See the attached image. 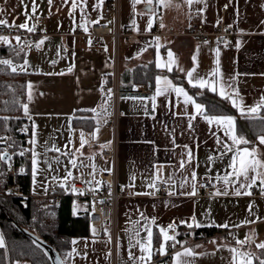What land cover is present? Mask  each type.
<instances>
[{
	"label": "crops",
	"instance_id": "crops-1",
	"mask_svg": "<svg viewBox=\"0 0 264 264\" xmlns=\"http://www.w3.org/2000/svg\"><path fill=\"white\" fill-rule=\"evenodd\" d=\"M165 3L166 6L152 0L148 5L140 0L133 7L132 0H121L118 23L113 17L107 21L111 27L118 25L122 33L131 35L121 37L119 43L113 35H103L96 45L89 33L92 25L101 20L103 3L97 6L98 0H75V7L73 0H52L51 4L49 0H0V18L13 25L0 26L13 30L0 34L8 38V43L0 40V59H10L13 66L28 61L26 71L18 68L16 72L25 79L23 105H28L25 116L31 125L26 146L30 165L32 151H38L43 160L49 159L50 169L55 168L56 178L60 179L42 189L36 186L32 173L31 193L44 195L50 187L68 192L75 180H97L101 172L111 170L112 160L104 159L102 152L113 144V122L118 115V181L124 195L118 203L114 225H91L90 235L73 237L63 258L65 264H148L164 242L160 228L172 236L168 226L173 223L177 226L176 239L184 243L183 247L177 244L172 259L185 248L194 250L193 256L184 258L191 264H230L234 256L230 248L264 258V250L257 248L264 242V194L260 187H252L251 195L243 194L245 189L237 195L238 185L216 180L217 175L223 177L226 171H231L228 168L231 153L214 162L209 160L219 157L222 151L217 138L231 143L223 127L210 125L197 115L193 105L184 104L182 95L178 97L174 92L157 95L156 82L157 76L168 77L172 85L182 86L196 102L202 103L208 114L233 116L235 133L255 144L258 153H264V145L257 139L264 133L254 134L250 130V121L255 119L245 118L239 107L218 94L224 81L233 84L238 94L234 98L240 107L251 108L264 101V0H203V3L194 0L191 5L187 0H165ZM191 13H201L208 28L220 20L232 26L237 31L234 44L202 42L187 34ZM39 17L43 18L41 30L25 38L22 32L27 30L17 26L27 23L36 27ZM17 36L19 41L15 39ZM169 50L173 53L171 72L164 67L169 62ZM158 63L162 67H157ZM193 68L194 75L209 80L215 73L217 91L189 85L186 72ZM115 86L120 89L116 98ZM144 86L150 91H140ZM160 86H164L163 80ZM224 90L232 92L226 85ZM189 115L195 116L191 127ZM258 115L264 117V109ZM81 132L87 141L83 148ZM245 146L251 148V144L240 145ZM189 150L194 159L182 169L180 161L187 160ZM70 159L75 160L76 167L69 163ZM68 171L72 175L65 179ZM192 171L196 172L197 181L209 177L217 181L220 194L216 195L215 190L200 196L189 195ZM186 177L188 183H184ZM159 180L169 185L168 192L162 193L155 186ZM250 204L255 215L249 214ZM81 208L82 203L77 202L74 212ZM193 216L200 227L190 229L181 223H191ZM257 217L260 219L256 223H242ZM224 224L229 227H218ZM145 225L152 232L150 260L147 252L137 245L138 240L147 245ZM207 227L232 230L233 239L224 234L214 243L197 241L195 232ZM253 232L254 242L237 243ZM0 236L4 240L0 248H5L7 241L1 226ZM129 251L134 257L143 255L144 261L129 259ZM240 260L237 255L236 264ZM252 264L259 262L253 259Z\"/></svg>",
	"mask_w": 264,
	"mask_h": 264
},
{
	"label": "trees",
	"instance_id": "trees-1",
	"mask_svg": "<svg viewBox=\"0 0 264 264\" xmlns=\"http://www.w3.org/2000/svg\"><path fill=\"white\" fill-rule=\"evenodd\" d=\"M25 79L22 73L12 72L11 68L0 65V154L6 149L16 151L8 160H0V172L10 166L12 157L20 166L17 180L23 191L31 193L32 171L26 146L31 134V125L23 110ZM26 130V134L22 133ZM252 133H264V124L259 119L250 121ZM7 136H11L6 140ZM23 152V155H21ZM13 184L12 177L0 178V226L5 234L7 246L0 248V264H52L46 251L24 234L18 225L28 228L45 239L64 258L75 236L91 233L88 219L89 202L74 199L71 191L60 192L62 198L43 197L25 202L20 197L10 195L8 187ZM81 202L83 208L74 212V206ZM220 231V230H219ZM203 232L216 233L215 227L198 229L194 238ZM184 238V237H183Z\"/></svg>",
	"mask_w": 264,
	"mask_h": 264
},
{
	"label": "snow or ice",
	"instance_id": "snow-or-ice-1",
	"mask_svg": "<svg viewBox=\"0 0 264 264\" xmlns=\"http://www.w3.org/2000/svg\"><path fill=\"white\" fill-rule=\"evenodd\" d=\"M140 0H132V4L133 7H135V4L139 3ZM145 2L148 5H151L152 0H145ZM158 2L160 4H165V0H158ZM187 2L191 5L194 0H187ZM196 3H203V0H195ZM52 3V0H49V4ZM103 3V0H98V4L97 6H99L100 4ZM75 0H73V7H75ZM148 11H151V7L148 8ZM33 12H35V8H33ZM27 16V14H26ZM0 17H2V10H0ZM98 23V21H97ZM0 26H8L11 27L13 25H9L7 19L5 18H0ZM17 27L21 28V29H26L29 32H32L35 30V26L29 27L27 23L25 24H21L18 25ZM161 27H163V25H161ZM149 28H151V20L149 21ZM87 30V29H85ZM15 39L17 41L20 40V37H15ZM158 39V38H157ZM0 40L4 41L5 43H8V38L7 37H0ZM40 44L43 43V41L39 42ZM89 43H91V41H89ZM36 47H39V44L36 45ZM19 53H17L18 55ZM168 57H169V62L168 64L164 65V67L167 68L168 72H171L173 70L172 68V63H173V53L169 50L168 52ZM193 60H196V57L193 56ZM53 63H55V61H53ZM0 65H5L11 68L12 72H16L17 69L19 68L20 71H26L27 70V65H28V61L25 60L23 65H16L13 66L12 61L10 59H0ZM157 67H162L159 63L157 64ZM69 71H71V68H69ZM181 71H183V69H181ZM195 68L189 70L186 72V76L188 79V83L189 85H191L192 87H198L199 89H205V88H210L212 91L216 92L217 88H216V84L217 81L215 80V73L212 74L213 79L209 80L206 77H201L199 76V74H195ZM163 80L164 82V86L161 87V81ZM156 82H157V95H166L169 92H174L178 97L179 96H183L184 100V104L185 105H193L196 111L197 115H201L203 116V118L205 120H207V122L211 125L213 123H215L217 126H221L224 129L225 132V136H227L231 143L225 142V141H221L219 138H217V143L221 145L222 151L220 152L219 157H209L210 161H213L215 159L218 158H223L224 156H227L229 153H231L230 159H229V164H228V168L231 169V171H226L225 175L223 177L217 175L216 176V180L220 181L221 179H223L224 183L227 184H232V185H238V187L236 188V194L240 195L241 193V189H245V191L243 192V194L246 195H251V191L250 189L254 186H259L261 193L264 194V171H261L262 169H264V153H258V148L255 144H252L251 141H249L248 139H246L243 136H239L235 133V118L233 116H226V115H210L208 114V112L206 111L205 106L202 103H198L196 102V100L193 98V96L189 95L187 91H185V89L182 86H174L172 85V82L168 79V77H161V76H157L156 77ZM221 90L219 91V95L227 100H230L232 105L234 107H239L240 108V112L241 115H245V118H251V119H259L261 124H264V117H260L258 115V111L260 109H264V101H262L261 103L251 107V108H243L240 107L237 104V99L234 97H238V94L235 91V88L233 86V84L231 83H227L224 81H221ZM226 85L227 88H232V92H226L224 90V86ZM28 89H29V100H31V83H29L27 85ZM111 93V90H109V94ZM110 98V96H109ZM105 104H107V100L105 101ZM24 113L27 115L28 114V105L24 104L22 105ZM94 111V110H93ZM104 111L106 112L107 109L105 108ZM185 111L187 112V109H185ZM253 114H257V115H253ZM195 119L194 115H189V127H191V121ZM99 123V122H97ZM99 129L97 128L96 131H98ZM95 136V133H93V137ZM258 143L260 145H264V134L259 135L258 136ZM34 143V141H33ZM85 143H87V141L84 138V133L81 132V148L84 147ZM250 145L251 144V148L245 146V147H240V145ZM185 147L187 148V145H185ZM65 155H67V153H64ZM21 155H23V152H21ZM37 156L38 154L33 151L32 153V165H33V174L35 175V173L38 171L37 169V164H38V160H37ZM10 159L9 155L5 152L3 154H0V160H8ZM194 159V156L191 152V150L188 151L187 153V160H181L180 161V167L183 169L185 167L186 164H190L192 162V160ZM69 163L72 164L73 167H76V162L73 159L69 160ZM49 167H51V165H49ZM110 172V170H108ZM72 173L70 171L67 172V175L65 177V179H68L69 177H71ZM190 179H191V189L192 191L189 192V195H195L196 192V188H197V176H196V172L192 171L190 174ZM209 179V181L211 180V178H207ZM259 181V184L257 183ZM88 183H91V181H88ZM184 183H188V178H185ZM154 185H149V187H153ZM183 186V185H182ZM203 186H207V185H203ZM45 191H47V189H45ZM216 195L220 194V190L217 188ZM224 194H227V192L225 191ZM94 207V206H93ZM249 214L250 215H255V213L252 212V204L249 205ZM260 218L257 217L256 220H245L244 224H248V223H256ZM192 222L188 223L187 221H181L182 224H186L188 228H193L195 227H200V223L196 221L195 216H193L191 218ZM154 222V221H153ZM240 225H235V227H239ZM145 227V231L147 232V236H148V242L147 245L143 240H138L137 241V245L140 246V249L142 252H147V256L148 259L150 260L152 252L150 249V241H151V236H152V232L151 230L148 228L147 225L144 226ZM177 226L173 223L170 224L168 226V229L172 230L173 232L175 231V228ZM218 227H223V228H228L229 225L228 224H224V225H218ZM93 231L95 232V229H93ZM160 233L163 234L164 237V242L161 244V248L158 250L159 254L164 255L166 254V247L165 245L168 244V241H172L171 245H169L170 247H175L177 244H180L181 247H183V243L181 241H178L176 239V235H172L169 236L167 235V230L163 227L160 228ZM136 235H139V232L136 233ZM189 235H191V233H189ZM254 236H255V232H253L251 235L246 236L245 240L241 241V240H237L238 244H245V243H249V242H254ZM38 239V237L36 238ZM33 243H36V240L33 241ZM4 246V240L3 237L0 236V247ZM136 245H131V247H135ZM199 247V246H197ZM257 248L264 250V242H261L257 245ZM230 252L234 253L233 256V260L230 261V264H236L237 261V255H239L241 257L240 260V264H252L253 259L257 260L259 262V264H264V258H262L261 256H252V254L250 253H238L237 249L235 248H230L229 249ZM194 250L191 248H185L182 252H176L174 257H173V262L174 264H191V261L184 259L185 257H191L193 256ZM129 259L133 260L134 262L136 260H139L141 262L144 261L145 257L142 255L140 257H134L132 252L129 251Z\"/></svg>",
	"mask_w": 264,
	"mask_h": 264
},
{
	"label": "built area",
	"instance_id": "built-area-1",
	"mask_svg": "<svg viewBox=\"0 0 264 264\" xmlns=\"http://www.w3.org/2000/svg\"><path fill=\"white\" fill-rule=\"evenodd\" d=\"M121 12V0H104L101 9V20L95 22L92 25V30L89 35L94 44L98 45L101 43L103 35H113L117 42L119 43L121 37L131 35V33H122L118 25L116 27H111L108 24L109 18H115L116 22L119 21V16ZM43 18L39 17L36 22L35 33L32 32H22L25 38H30L34 34L39 33L41 30V23ZM13 31L11 28L0 27V34L4 32ZM187 34L201 40L202 42H208L215 40L221 43L234 44V37L237 35V31L230 25H227L223 20L218 21L213 28H208L201 13H191L188 19V30ZM119 47V44H118ZM117 47V50L119 48ZM140 91L149 92L148 87H141ZM120 93L119 86L113 88V94L116 98ZM113 127L115 130V137L113 144L109 148H105L102 152L104 159L112 160V169L109 171H103L99 174L97 180H83L78 179L73 182V189L71 190V195L74 199H86L89 202V213L88 219L92 226L98 227L104 224H112L115 222V215L118 208V203L124 191L120 188L118 181V157H119V139H118V115H115V120L113 122ZM23 134H26V130H22ZM9 151L10 156L14 155L16 151H11L6 149L4 152ZM20 172V166L17 164L16 159L12 157L10 160V166L6 171L0 173V178L2 177H12L13 184H11L7 192L10 195L20 197L25 202L29 199L35 201L43 197H54L56 200L62 198V193L58 192L54 187H50L44 195H38L33 193H27L23 191L21 184L17 180V176ZM91 181V183H88ZM197 188L195 196H200L207 193H212L218 188V182L215 180L201 179L196 181ZM207 185V186H203ZM155 186L161 190L162 193L169 191V185L163 181H156ZM94 206V207H93ZM171 234H176V231H169ZM226 234L228 239H233L232 230H221L216 233L203 232L202 235L197 239V241H205L206 243H214L216 238ZM172 243V242H171ZM168 244L166 246V254H159L156 251L154 258L148 264H172L173 263V253L175 252L177 245L173 248Z\"/></svg>",
	"mask_w": 264,
	"mask_h": 264
},
{
	"label": "rangeland",
	"instance_id": "rangeland-1",
	"mask_svg": "<svg viewBox=\"0 0 264 264\" xmlns=\"http://www.w3.org/2000/svg\"><path fill=\"white\" fill-rule=\"evenodd\" d=\"M11 136H7L6 140H9ZM32 147V145H30ZM33 153V151H32ZM36 153L38 154V151H36ZM32 158V157H31ZM37 160H38V164H37V169L38 171L35 173L34 175V179L36 182V186L38 188L44 189L46 186L49 185V183H53L56 184L60 181V179L56 178L57 176V171L55 170V168H51L49 167V165L51 164V162L49 161V159H44L42 156H37ZM32 161V159H31ZM33 165L31 162V171L33 173ZM1 173V172H0ZM25 264H29L27 262H24Z\"/></svg>",
	"mask_w": 264,
	"mask_h": 264
},
{
	"label": "water",
	"instance_id": "water-1",
	"mask_svg": "<svg viewBox=\"0 0 264 264\" xmlns=\"http://www.w3.org/2000/svg\"><path fill=\"white\" fill-rule=\"evenodd\" d=\"M6 153L10 156L9 151H6ZM18 227L24 234L29 236L33 241L36 240V244L46 251L52 264H65L62 256L59 254V252L54 248L52 244H50L45 239L39 237L36 233H34L28 228L22 227L21 225H18ZM37 237L38 239H36Z\"/></svg>",
	"mask_w": 264,
	"mask_h": 264
}]
</instances>
